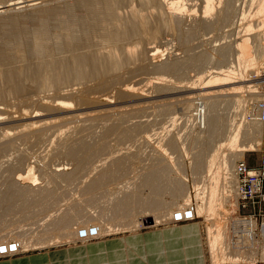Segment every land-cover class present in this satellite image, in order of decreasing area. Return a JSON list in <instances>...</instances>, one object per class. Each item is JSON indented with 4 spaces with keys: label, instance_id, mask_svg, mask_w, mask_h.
I'll return each instance as SVG.
<instances>
[{
    "label": "rangeland",
    "instance_id": "1",
    "mask_svg": "<svg viewBox=\"0 0 264 264\" xmlns=\"http://www.w3.org/2000/svg\"><path fill=\"white\" fill-rule=\"evenodd\" d=\"M158 1L147 0L146 3L145 0H130L121 7H117L113 11V15L107 14L105 12V5L101 3L102 11L97 14L95 22L92 25L90 24L92 26L90 27L79 0H0V8H3L0 9V21L4 24L3 30L4 26H6L12 33L11 37H5L3 34L1 35L2 30H0V74L2 75L0 77L2 79L4 77V80H1L2 82H6L4 88V83L1 84L0 80V84L2 85H0V243L3 240L10 239L12 241H16L18 238L20 241L24 240L31 247H24L22 251L19 249L22 255V253L40 248L65 244L76 245L75 240L78 237H75V234L81 230H85V227H94L96 230H98V226L101 227V230L108 228V230H105L106 233L102 235L99 234L98 230V235L104 239L116 234L149 229L152 226H163L165 224L176 226L171 223L172 219L170 220V216H165L167 219H157L159 215H164V213L170 215L171 210L176 212L175 210L178 207L183 206L182 200L179 199V201L171 198L170 190L158 193L159 195L154 197L156 200L154 205L150 209L141 210L146 213L141 212L135 218L118 215L115 207L123 197L125 198L128 195H136L142 199H147L146 197L149 196L150 191L147 189L148 187L146 188V186L142 185V181L149 173L154 172L152 170H155L157 166V169L163 168L164 164L168 170H171L169 172L170 179H175V181L183 186V197L186 195L190 197L191 202L188 204L190 206L195 205L194 189L196 188L195 186H200L201 179L195 177L193 164L197 157V152L202 150L200 148L202 143L204 144L206 141L198 140L199 137L197 135L199 130L196 126H194L195 128L193 127V120H190L193 121V124L190 122V125H185V118H180L181 113L177 103L187 100L186 98L193 94L190 91L206 85L208 88L204 92H219L220 90L223 92L224 90L225 93H221L220 97L223 95H226V97L224 96L219 99L218 108L215 110V114L219 116L218 118H220V115L223 118H220L224 122L221 121L220 123V128L222 127L220 132L223 133L228 129L226 125H233L237 122L235 124L237 126L240 120H243L246 125L251 121V118L248 117V108L251 102H254V106L263 104L264 98H259L260 100L252 98L253 100L251 101H242V104H239V108H236L234 100L229 98L234 93H231L230 89L234 87H242L240 92L245 97L248 89L246 91L243 89H246L248 85H259L261 77H258L257 82H246V78H244L239 79L238 81L240 82L234 83L232 86L228 84H223L224 86H222L221 81L215 82L220 77L214 76L213 72H216L212 69L216 67L214 65L216 60L214 50L216 51L219 48L232 44L234 41L241 40L237 38L241 37L244 39L251 33L257 34L256 32L260 31L259 28H262V25H259L258 22L260 21L259 18L254 15L256 11L254 13L251 11L254 9L251 7V2L254 3L252 0H233L232 8L234 13L230 20L225 23L227 26L222 27L220 30L217 29V31L207 30L195 23L199 22L198 20L204 16L203 0H181L180 4L184 5V9L187 8V13L185 10L186 15H184L185 20L183 19L182 23L183 28L180 29L182 32L176 34L172 31L162 30L155 35V29L158 26H156L157 18L165 14L163 13V10L166 8L164 5L168 1L169 4L171 2L170 0H165L166 2L163 0L164 4H162V0H160L162 6L159 3L160 1ZM223 1H212V4L214 3V8L212 9L214 13L210 12L212 18L214 17L213 15L220 12L219 9L222 10L224 6ZM16 3L21 4L17 5V10H12L13 6L9 7V5ZM66 6H71L72 8V16L69 21V26L72 30V40L70 41L72 44L70 46V56L73 58L70 68L72 78L67 83L59 85L58 83H54L56 81H52L55 67L57 68L58 65L57 61H60L57 57V51H52L57 49L54 43L56 39L50 35L52 39L49 38L46 29H48L49 24L52 26V22L54 21L52 19H54V15L59 9L67 8ZM163 7L165 8L163 9ZM6 9L8 10L6 11ZM10 9L13 12H10ZM34 11L44 13L43 21L39 26L37 24L32 26L33 23L30 21L26 29L27 37H23L9 23V20H11L10 15H16L17 13L29 17ZM188 13H190V17L186 18L189 16ZM242 14H244L245 18L240 21ZM128 15L132 20L130 18L129 21L125 19L120 27L115 26L110 18V16L116 18V16L125 17ZM209 15L208 18L210 17ZM211 17L209 18L210 20L208 18L207 20L213 21L216 16L213 19ZM49 21L52 22L49 23ZM249 26H252L255 30L247 33L245 30ZM188 34L192 35L187 41H183L179 37ZM249 38L251 37L249 36ZM33 43H37L39 47H43V50L36 54V56L31 55V48L33 47H31V44ZM251 47H253V50L251 48L250 57L252 54V58L257 59L264 54V49H262V47L264 48V40L260 43H255V47L254 41H252ZM45 48H48L45 51L47 55L44 52ZM203 55L210 58V60L203 67L198 68L195 61L198 58L200 59L201 56L203 57ZM31 56L32 59L34 57L33 60ZM236 58L237 55L232 51L225 68L221 67V69L227 71L226 69L231 67V64L234 66ZM170 62L173 65L176 62V64L178 62L179 65L182 64L179 68L182 71L178 73H159L155 70V68L162 64H170ZM34 65H38L37 68ZM193 65L196 67H193ZM31 69L35 71H30ZM27 75L29 79L26 78L27 80H25ZM49 75H53L51 79ZM47 79L51 80L50 83ZM205 79L206 81H204ZM28 80L29 82L27 83ZM85 80L87 82H83ZM233 80L235 81L236 79ZM207 81L210 84H207ZM230 81L234 82L229 80L227 83H231ZM8 83L10 84L8 85ZM82 84H85L84 86L86 87H91V92L94 95L101 96L102 92L108 94V97L110 96L108 103L88 106L79 103L76 98L65 96L69 89L82 87ZM77 85L79 86L77 87ZM101 86L104 88H101ZM1 87L4 89H1ZM121 87L137 89V94H140V97L132 98L117 95L116 89ZM98 88L103 90H99V93L97 92ZM236 97L239 98V96ZM247 97L244 99H247ZM49 100L67 102L71 106V111L57 112L49 109L51 111L48 110L49 112H47L45 108L41 110L42 107L40 106L47 104V102L51 103ZM198 100H205V98L198 97L197 99L195 97L193 102L195 101L196 103ZM21 110L26 112L24 116ZM120 111L122 113L119 114ZM93 112H100V115L105 113V118H99L96 122L90 121L91 123L81 122L80 127L84 126L88 128H85V133H81L80 137L76 135L78 130H76L75 126H72L73 124L62 123L61 125L46 128L47 125L53 124V122L54 124L56 122L59 123L63 119L71 118L73 115L85 117L90 116ZM8 113L11 116L7 115ZM134 114L137 115L135 116ZM175 117L178 118L176 119ZM174 118L176 119V124L171 121ZM88 123L91 124V127L88 126ZM25 125L33 126V130H28V133L23 131L22 129ZM61 128L62 132L63 130L67 131L63 132L64 135L67 133L65 136H62L65 139L62 140L63 138H60L56 140L52 136V132L55 129ZM259 128L261 129V134L256 139H253V137L245 139L243 135H239L237 145L246 146V148L253 147L252 149L255 148L257 153L249 152L245 153L242 158L240 156L235 157L232 163L234 168L239 162H244L248 168L257 167L262 164L264 159V122L259 125ZM35 130L39 133H36ZM7 131L10 137L4 140L2 135L5 132L7 133ZM126 134L130 136L125 137ZM66 136L70 137H67L68 142ZM77 138L82 139L80 143L78 142L79 140L77 141ZM69 140L71 141L70 144L75 140L74 142L77 141L76 144H79L78 147L81 146L80 148L77 147L78 150L75 149V152H73L75 154H72L74 157H71V155L68 157L66 155L67 152H64V149L70 146ZM61 141L67 142L68 145L64 146V143H61ZM208 142H206L205 146L203 145L204 147L202 146L205 151H202L200 154L203 155V152L207 151L206 148L209 150V148L213 147L212 145L214 144H209ZM73 148L74 146H72ZM101 148L105 149L101 150ZM225 148L223 152L226 155L228 149ZM96 150L97 153H93ZM206 153L204 154L206 155ZM88 156L90 160H87ZM118 166H121L123 171L121 170L119 174H114V177L106 181V184L99 186L98 189L92 190V192L87 194V186L92 184L93 181L98 180L101 176L106 175V173H114ZM236 184L234 174L228 179L227 184L222 182V185L227 187V189L225 188L226 190L232 191L235 189V192L233 193L234 206L230 207L226 205L223 208L225 212L221 213V210H219L220 215L216 216L221 221L227 215L236 217L234 212L237 198ZM15 190H28L29 192H31L30 190H34L35 192L41 190L44 191V194L40 199L35 200V202L28 200L23 204L17 201L19 197H15L16 195L13 194L16 192ZM8 194L14 196L10 197L11 199L9 198L10 202L7 201L9 200L6 196ZM247 204V212L245 213H250L247 216H250L252 213L256 215L258 225H261L263 220L260 217L258 208L252 204ZM261 209L264 212V207ZM79 213L86 217L84 218L81 215V219ZM77 214L87 224H82L80 220L77 222L78 224H73L68 228L64 227V220ZM23 216L25 217L23 218ZM141 219L143 221L148 220V226L142 225ZM134 220L139 221L134 225ZM196 221L203 227V241L210 264H220V261H214L216 255L210 249L213 230L211 217L205 214L199 215ZM223 226H221L222 229H228V226L225 224ZM240 227V225L239 227L237 224L235 225V228ZM15 232L16 235L13 234ZM224 232L222 237L225 238ZM68 234H70L69 237ZM225 241L226 244L230 243V240ZM236 248L241 251L247 250L245 248ZM258 252V254L255 253L247 256L249 258L253 256L256 258L255 262L252 261L253 263L243 259L238 262L239 260L235 258L230 263L264 264V249ZM237 255L244 256L243 254Z\"/></svg>",
    "mask_w": 264,
    "mask_h": 264
},
{
    "label": "bare ground",
    "instance_id": "2",
    "mask_svg": "<svg viewBox=\"0 0 264 264\" xmlns=\"http://www.w3.org/2000/svg\"><path fill=\"white\" fill-rule=\"evenodd\" d=\"M129 1L130 0H79V3L85 12V15L87 16L89 26L92 27L91 25L95 22V20L98 16L97 14L100 13V11H102L101 3L105 5V12H107V14H109V15H113L112 13L117 7H121L122 5H124L125 3L129 2ZM166 1H168V0H166ZM166 1L164 0V2H166ZM170 1L172 3L170 2V4H169V1H168V3L164 5L166 8L163 7V9L165 8L164 10H166V11L163 10V13H165V14H162L159 16V18H157L158 20L156 22V26L157 25L158 26L155 29V35H157L162 30L172 31L173 33H176V34L182 32L180 29L183 28L182 23H183L184 15H186V13H187V8L184 9V5L180 4L181 0H175L176 2L173 0H170ZM212 1L213 0H203L204 16H202V19L197 18L200 20H198L199 22H195V23H197L196 25L203 26L207 30L217 31V29L220 30L222 27L227 26V25H225V23H227L230 20L232 14L234 13L233 8H232L233 0H224L223 1L224 6H223L222 10L219 9L220 12L217 13L218 15L217 14L213 15L214 17L216 16L215 19H213L214 17L213 18L211 17V13L212 12L214 13V11H212V9L214 8L213 7L214 3L212 4ZM252 1L254 3L251 2V5H252L251 7L254 8L253 9L254 11L253 10H251V11L253 13L256 11L254 13V15L259 18V20H260V21H258L259 25H262V28H259L260 31L256 32L257 34H254V33L253 34L251 33L252 35L247 34L248 36L245 37L244 39H242L241 37L237 38V39H241V40H238L240 42L234 41V42H232V44L226 45L223 48H219L216 51L214 50V55L216 57L214 65L216 67L213 66L214 68H212V69L215 70L216 73L213 72V75L216 77H220V79L215 80L216 83L218 81H221L222 84L221 83H219V84H221L222 86H224L223 84H226V85L228 84V85L232 86L234 83L235 84L239 83L240 82V81H238L239 79L241 80V79L246 78L245 79L246 82H257L258 77H261V79L259 81L260 82L259 85H257V86L255 84L251 85V86L248 85V87L246 89H243L245 91L248 89L246 91L245 97L242 96V93L240 92L242 90L241 89L242 87L241 88L240 87H238V88L234 87L233 89L232 88L230 89V92L231 93L234 92V93L229 98H232L234 100V102L236 104L235 105L236 108H239V104H242V101H244V100H246V101L250 100L251 101V100L257 99V98L258 99L264 98V75H263V73H264V54L261 55L260 57H258L257 59L252 58V56H253L252 54L250 57V54H249L250 51L253 50V47H251L252 41H254V47H255V43H260L264 40V0H252ZM145 2L147 3V0H145ZM164 2L162 0V4H164ZM159 3L161 4V1ZM20 4H18V3L11 4V5H9V7L13 6L12 10H17L16 7H17V5L19 6ZM66 7L67 8L59 9V11L54 15V19H52V21L53 20L54 21L53 22L51 21L52 26H51V24H49L48 29H46L48 31V33H47L48 36L50 35L56 39L55 42L54 41L53 42L55 43L57 49L52 50L53 49L52 48L51 50L53 52L57 51L58 55L57 54L56 55H57L58 59H60V61L56 60L58 62V65H57V68L54 66L55 71H54V77L52 78V81L53 80L56 81L54 83H58L59 85L67 83L72 78V73H70V68H71L72 61H73V58H71V56H70V51H71L70 46L72 45L70 41L72 40L71 39L72 30L70 29V26H69V21H70V18L72 16L71 15L72 14V8H71V6H66ZM7 10L8 9H6V11ZM12 10L10 9L9 11L11 12ZM185 10H186V13H185ZM43 14L44 13L41 11H36V12L34 11L29 16L30 17L29 18L26 15L16 13V15H10L11 20H9V23L13 26V29L18 31V33L21 36L27 37V30L26 29H27V26L30 23V21H32V23H33L32 26H34L36 24L39 26V24L43 21V17H44ZM208 14H210L209 16L213 19V21L207 20ZM188 15L189 16H187V17L185 16V17L186 18L190 17V13H188ZM191 16H192V14H191ZM241 17L242 18L240 19V21H242L245 18L244 14H242ZM110 18H111L113 24L115 26H118V27H120L124 23L125 19L127 21H129V18L131 19V17L129 15L125 16V17H117L116 16V18H113L110 16ZM139 19H141V18H139ZM141 20H143V19H141ZM51 22L49 21V23H51ZM10 24H9V26H11ZM3 25L4 24L1 23V21H0V30H2L1 35L3 34L5 37H11L12 36L11 31H9V28L8 27L6 28V26H4L5 28L3 30ZM257 29H258V27H257ZM251 30H255V29L252 26L251 27L249 26L248 28H246L245 32L247 31V33H248V32H251ZM191 35L192 34L181 35L179 37L183 41H187L188 38L191 37ZM50 36H49V38H51ZM249 36L251 38H249ZM250 39H252L251 42H250ZM49 45H51V44L49 43ZM31 47H32L31 48V55L32 56H36V54H38L40 51L43 50V47H39V45H37V43L31 44ZM251 48H252V50H251ZM47 49L48 48H45L44 52L47 51ZM262 49H264V48L262 47ZM232 51H234L235 54L237 55L236 64L234 66H232V64H231V67H228L226 69L227 71H225V70L221 69V67L225 68L227 61H228V58L230 57V54L232 53ZM254 52H255V50H254ZM45 54H46V52H45ZM42 55H44V54H42ZM32 56H31V59H32ZM79 56H80V54H79ZM33 59H34V57H33ZM195 59H197V58H195ZM83 60H85V59H83ZM208 60H210V58L205 57V55H203V57L201 56L200 59L198 58L197 61H195V60L194 61L196 62V66L198 68H200V67H203L204 64H206V62ZM193 62L191 63V66H192ZM176 63L174 65L171 62H170V64H167V63L162 64L161 66L155 68V70H157L159 73H161V72H164V73H167V72L175 73V72H177L178 73V72L182 71V69H179L180 66H182V64L179 65V62H178V64H176ZM37 66H35V67L37 68ZM185 66H183V67H185ZM194 66L195 65H193V67ZM32 70L33 69H31L30 71H32ZM33 71H35V70H33ZM50 72L53 74L52 71H50ZM261 74H262V76H261ZM28 75H30V74L28 73ZM28 75H27V77H25V80H27L26 78H28ZM51 76H53V75H49L50 79H51ZM1 79L2 78L0 77V80ZM233 79H236L237 81L236 80L234 81ZM2 80H4V77ZM2 80H1V84L4 83V88H5L6 82H2ZM229 80H232L234 82L232 83L230 81L231 83H227V82H229ZM50 81L51 80H48L49 83H50ZM204 81H206V79ZM28 82H29V80L27 81V83ZM80 82H82V81H80ZM83 82H87V81L85 80ZM10 83H8V85ZM203 83H202V85H203ZM206 83L210 84L209 81H207ZM84 85L82 84L81 85L82 87L77 85V87L79 86L78 88L75 87L72 90L69 89V91L66 92L65 96L66 97H73L74 99L76 98V100L79 103L84 104V105H88V106H90V105H95V106L96 105H104V104L108 103V98H110V96L108 97V94H104V92H102L100 94L101 96L94 95L91 92L92 88L86 87ZM257 87H258V89H257ZM4 88L1 87V89H4ZM71 88H73V87H71ZM101 88H104V87L101 86ZM207 88H208V86L206 85L204 87L194 89L193 91H190L193 94L190 97L186 98L187 100L182 101L180 103H177L179 105L178 107H179V110L181 113L180 118H185V121H184L186 123L185 125H187V124L190 125L191 124L190 122H192V124H193V121H194L193 127L196 126L198 128V130H199L198 135H197L199 137L198 140L201 139L200 141H202V140H204L206 142L209 141L208 142L209 144H211V143L214 144V145H212L213 147L210 146L211 148H209V150H208V148H206L207 153L203 152V155H202L200 153L202 151H205V149L203 147L205 146L206 142L204 144L202 143V146L203 145L204 146L200 147V148H202V150L201 151L199 150V152H197L199 155L197 154V157L195 158V161L193 164V170H194L195 177H198V179H201L200 186L197 185V186H195L196 188L194 189L195 190L194 191L195 192L194 197L196 199L195 205H193V206L189 205L190 204L189 202H191V200L189 199L190 197L188 195L183 197V191H182L183 186L179 182L175 181V179L174 180L170 179V176H169L170 173L169 172H171V170L170 169L168 170L164 164L163 168L160 167L159 169H157L158 166L157 167L155 166L157 170L156 169L152 170L154 172L151 171L152 173H149L148 175L146 174L147 176L142 181V185L146 186V188L148 187L147 189H149V191H150L149 196L146 197L147 199H142V198H140V196L137 197L136 195L135 196H129V195L125 196V198L123 197V199H121L120 202L117 203V205L115 207V209L117 211L116 213L120 216H125L127 218H132V217L135 218L136 215L140 214L141 212L146 213V212L141 211V210L150 209V207L152 205H154V202L156 201L154 199V197L159 195L158 193H161L164 190H170L171 191V193H170L171 198H173L175 200H179V199L182 200L181 202H183V206L178 207L177 210L173 209L176 212L171 210V212L169 213L170 215L165 214V213H164V215L163 214L159 215V218H157V219H161V218L167 219V218H165V216L166 217L170 216V220L172 219L171 223L173 225L179 226V224L191 223L193 221H196V219L198 218L199 215L205 214L207 216H210L211 221L213 222V226H212L213 230H212V234H211L210 249H212L215 253L214 255H216L214 258V261H220V264H227V263L231 264L230 262H233V260L235 258L236 260H239L238 262H240L242 259L247 261V262L248 261L252 262V261L256 260V258L253 256L252 257L253 259H252V258H249L247 256L255 254V253L258 254L259 250L261 252L264 249V212L261 209L262 207H264V198H259L258 201L254 200L253 204H252V205H254V207L258 208V211L260 212V217L263 220V223L261 225H258V221H257L258 219H257L256 215H254L252 213L250 216H247L250 213H245V212H247L246 210H247V206H248V204L244 202V200H247V199H245L246 197H245V192L243 189L245 184L242 183V181H240L237 165L241 163V164H244V166L246 168H248V167L246 166V164L244 162H239L234 168L232 163H233V160H235V157L237 158L240 156V158H242V156H244L245 153L256 152L255 148L252 149L253 147L252 148L251 147L246 148V146L242 147L241 145H237L238 141H239L237 139H238L239 135H243V138H245V139H249L250 137L251 138L253 137V139H256L257 136L261 134V129L259 128V125L263 124V122H264V101L262 102L263 104H258V106H254L255 105L254 102H251L249 104V108H248V111H249L248 117L251 118V121L246 125L244 124L243 120H240L239 124L237 126H235V124L237 122L234 124L232 123L233 125H230V124L226 125V126H228V129H226L227 127L225 128L226 129V132L224 131V133L226 134L225 135L223 132H220L222 129V127L220 128V126H221L220 123L222 121L221 119H223V118H221V115H220V118H221L220 119V118H218L219 117L218 114L217 115L215 114L216 113L215 110H216V108H218L217 104L219 103V99L223 98L224 96L226 97V95H223L222 97H220L221 96L220 94L225 93V92H224V90H223V92L221 90L219 92H204V90H206ZM254 88L257 90L255 91ZM99 90H103V89L98 88L97 92H99ZM116 90H117V95H121L124 97L128 96V97H132V98L133 97H140V94H137V91H136L137 89H134V88L130 89L128 87H121V88H118ZM236 96H239V98ZM195 97H197V99H198V97H200L202 99L205 98L206 101L205 100H198L195 103V101L193 102ZM246 97H247V99H244ZM73 98H71V99H73ZM49 101L51 103L47 102V104L40 106V107H42L41 110L44 108L47 110V112H49L51 110H54L57 112L58 111H61V112L66 111L67 112V110H70L71 106L67 102H64V101L54 102L53 100H49ZM49 109H51V110H49ZM21 113L24 116V114L26 112L21 110ZM99 113L100 112H98V113L93 112L92 114H90V116H85V117H83V116L81 117L80 115H75V116L73 115L74 117L73 116L71 118L68 117L66 119H63L59 123L56 122L55 124L53 122V124L47 125V127L46 126L45 127L48 128V127H51L54 125H61L62 123H67V124H71V125L73 124L72 126L73 127L75 126L76 130H78V132H76L77 133L76 135H78L80 137L81 133H83L85 131V128H88V127H84V126L80 127V123L81 122L91 123L94 121L96 122L99 118L100 119L102 117L105 118V116H104L105 113H102V115H100ZM120 113H122V111H120L119 114ZM7 115H9V113ZM16 115H19V114H16ZM117 115H118V113H117ZM139 115H141V114L139 113ZM9 116H11V114ZM187 116L189 117L188 119H187ZM175 118L177 119L178 117H175ZM175 118L171 121H172V123L176 124ZM190 120H193V121H190ZM121 121H124V120H121ZM89 123H88V126L91 127V124H89ZM95 124H97V123H95ZM104 125H105V123H104ZM28 126L25 125V127L22 130L27 132V133L29 132L28 130H33V126H31V127L30 126L28 127ZM136 126H138V125H136ZM39 127H41V126L39 125ZM66 127L68 128V126H66ZM62 128H64V127H62ZM62 128L53 130L54 132H52L53 133L52 136L54 138H56V140L63 138L62 137L64 135L63 132H67L65 130H63V132H62ZM80 128H84V129H80ZM110 128H111V126H110ZM43 129H44V127H43ZM109 132H110V130H109ZM109 132H107V133H109ZM115 132H116V128H115ZM36 133H39V132L36 131ZM68 134H69V132H68ZM129 136L130 135H127V134L125 135V137H129ZM9 137H10V134L8 131H7V133L5 132V134L2 135V138L4 140L6 138H9ZM67 137L68 136H66V138ZM68 138H70V137H68ZM68 138H67V142H68ZM113 138H114V136H113ZM64 139H65V137L62 140H64ZM109 139H111V138H109ZM218 139H219V141H218ZM81 140L82 139L77 138V141L79 143ZM74 141L75 140H73L72 144H74V143L75 144L72 145V144H70L71 141L69 140L70 146H67L69 148L64 149V152L65 153L67 152L66 155L68 157H69V155H71V157H74L75 154L73 152H75V149L78 150V148L81 147V146L78 147L79 144H76L77 141L76 142H74ZM67 142L64 143L61 141V143H64L63 144L64 146L68 145ZM82 143H84V142H82ZM209 144H208V146H209ZM71 145L74 146V148H73L74 151H73ZM80 145H82V144H80ZM224 147H226L228 149L227 150L228 153L226 155L223 152ZM103 149H105V148H103ZM103 149L101 148V150H103ZM94 152L97 153V150L93 151V153ZM204 153H206V155ZM72 154H74V155H72ZM92 155H94V154H92ZM87 160H90L89 156H88ZM83 162H84V160H83ZM263 165H264V159H263L262 164H260L257 167L250 168L248 171L254 172V171H256L255 169H258V168L261 169V167ZM121 166H123V165H121ZM121 166H118L114 173H110V174L106 173V175L101 176L98 180L93 181L92 184L87 186L88 187V189L86 190L87 194L92 192V190L95 191V189H98L99 186L106 184V181H109L112 177H114V174H119L121 170L123 171V168ZM234 170H235V172H234ZM233 174H234V177L236 178V183H237L236 184V186H237L236 197L237 198H236V205H235L236 208L234 210L236 217L227 215V217H224L223 220L221 221V220H219L220 218L218 219V218H216V216H219L220 212L221 213L225 212V209H223V208H225L226 205H228L230 207L234 206L233 205L234 204L233 193L235 192V189L232 191H228V190H226L227 187H225V185H222V182L227 184L228 179ZM56 176L58 177V175H56ZM251 189L256 190L254 188H251ZM151 190H152V192H151ZM30 191L31 192H29L28 190L16 191L15 193H13L12 191L11 192L14 195H16L15 197L18 196L19 200L17 199V201H19V203H23V204H25L28 200L31 202H35V200L40 199V197H42V195L44 194V191H41V190H39L38 192H35L34 190H30ZM11 192H9V193H11ZM12 193H11V195H13ZM11 195L8 194L6 196L8 199L10 197L11 198L14 197ZM145 195H147V194H145ZM86 198H88V197H86ZM10 199L7 201L10 202L11 201ZM250 199H252V198H250ZM16 203H18V202H16ZM29 204H31V203L29 202ZM29 204H28V206H30ZM3 206H5V205H3ZM230 207H228V208H230ZM219 210H221V211L219 212ZM222 210H224V211H222ZM5 211H6V209H5ZM7 211H8V208H7ZM79 214L73 215V217H70V218H66L64 220V224H65L64 227L68 228L71 225L76 224L78 221H80L82 219V216L84 217V215L80 214V216L82 215L80 217ZM24 217L25 216H23V218ZM138 221L139 220H136L134 225L136 223H138ZM81 222H82V224H87L83 220H81ZM140 222L142 225L148 226L147 222H149V221L148 220L143 221L141 219ZM224 224L226 226H228V229L227 228L222 229L221 226H223ZM236 224L238 225V227H239V225L241 227L235 228ZM84 229L85 230H81L75 234V237H78V239L75 240L76 245L89 244V243H93L94 241L101 240L103 237L98 235V230H99L100 235H102L103 233H106L105 230H108V228H106L105 230H101V227H99V226L97 227L98 230H96L94 227L93 228L85 227ZM224 231H226V232H224ZM223 232H224L225 238L222 237ZM91 233H93V234H91ZM13 234L16 235V232ZM17 235H19V234H17ZM69 235L70 234H68V237H69ZM18 239H16V241H12L11 239L6 240V241L3 240V242L0 243V251L3 252V250H6L5 256L0 254V258H8V257H12V256L21 255L19 249H21V251H22V249L24 247H31V245L24 242V240L20 241ZM225 240H230V243L226 244ZM236 247L245 248L247 250L241 251V250L237 249ZM10 249H16V251H10ZM233 254H236V255L237 254H243L244 256H242V255L236 256Z\"/></svg>",
    "mask_w": 264,
    "mask_h": 264
},
{
    "label": "crops",
    "instance_id": "3",
    "mask_svg": "<svg viewBox=\"0 0 264 264\" xmlns=\"http://www.w3.org/2000/svg\"><path fill=\"white\" fill-rule=\"evenodd\" d=\"M0 264H210L198 221L108 236L87 245L40 248Z\"/></svg>",
    "mask_w": 264,
    "mask_h": 264
},
{
    "label": "built area",
    "instance_id": "4",
    "mask_svg": "<svg viewBox=\"0 0 264 264\" xmlns=\"http://www.w3.org/2000/svg\"><path fill=\"white\" fill-rule=\"evenodd\" d=\"M237 169L239 172L240 181L245 184L243 187L245 192V203L253 204V201H258L259 198H264V165L261 169H255L256 171H248L250 168H246L244 164H238ZM254 188L256 190H253ZM252 198V199H250ZM93 234V233H91ZM10 251H16V249H10ZM0 254L5 256L6 250L0 251Z\"/></svg>",
    "mask_w": 264,
    "mask_h": 264
}]
</instances>
